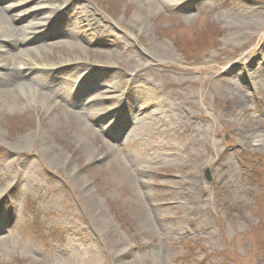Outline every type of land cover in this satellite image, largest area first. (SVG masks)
Wrapping results in <instances>:
<instances>
[{"label":"rangeland","instance_id":"rangeland-1","mask_svg":"<svg viewBox=\"0 0 264 264\" xmlns=\"http://www.w3.org/2000/svg\"><path fill=\"white\" fill-rule=\"evenodd\" d=\"M143 1L83 0L76 45L30 15L68 0H0L34 63L86 64L61 74L69 102L0 95V264H264V0ZM96 97L86 138L73 102ZM174 103L188 149L169 146Z\"/></svg>","mask_w":264,"mask_h":264},{"label":"bare ground","instance_id":"bare-ground-1","mask_svg":"<svg viewBox=\"0 0 264 264\" xmlns=\"http://www.w3.org/2000/svg\"><path fill=\"white\" fill-rule=\"evenodd\" d=\"M68 1L69 3L66 8L60 14V8V10L58 9L57 11L55 8L47 7L37 8L34 12H30V15L34 14L35 17H38L39 13L49 9L51 11L49 25L54 28L59 35L66 38L64 41L77 45L80 42L76 39V36L81 31V24L84 23L83 18L85 17L87 21V14L85 13L86 4L83 0ZM143 2H150L154 5L157 0H144ZM6 19V15L0 14V52L7 54L4 60L0 61V95L7 94L9 95L7 98L9 102H16L21 98L25 99V97L31 93L32 96L42 97L43 101L50 104L51 107L56 106V103L62 102L58 97H63L69 102L73 94L71 93V90L66 88L63 89L61 87V81L63 80L61 74L63 72L68 74L73 68H78V66L85 67V62H71L60 69L46 67L42 63L40 65L34 63V60L36 62H43L45 59L41 54L32 58L29 50L36 46L33 45L34 43L26 45L31 41L32 36L29 34L27 36L23 27L13 26ZM87 26L90 28L84 33L92 35L89 22ZM35 37L36 36H34V38ZM87 41L88 45H84L83 48L87 52H90L92 51L90 47L91 39H88ZM43 43L44 41H40L39 45ZM160 50L171 52L172 49L165 43L159 48V51ZM24 53H26L27 56H24ZM96 67L98 69L105 68L104 65L99 64ZM237 78H241V76H238ZM87 80L85 82H87ZM16 86H20V88L22 87V90L15 88ZM17 89L18 91H16ZM72 90L74 92H80L77 91L75 87L72 88ZM148 90L151 95H163L155 85L152 87L149 86ZM17 93H19V95H17ZM99 96H101V92L99 93ZM99 100L102 101L100 97ZM99 100L98 97H96L90 102H87V100L73 102V105L77 109L74 110L75 113L73 115H75L79 122V132L86 138L90 137L91 127L85 121H87V118H93L96 116L95 111L91 107L93 103H97ZM143 105L144 104L137 109L138 126L136 131L139 130L138 133H140L141 136L147 137L153 134L155 124L152 118H146ZM171 109L173 110L171 112V119L173 120L171 129L173 133L171 136H173L174 139L173 142H169V146L178 150L182 148L188 149L191 143H188L186 138H188V134L193 124L189 122V115L182 110L183 108L180 105L174 103V105H171ZM30 139H32L30 136L26 137L20 145L21 148L27 147ZM261 144L264 145V139H262ZM53 162L54 163L52 164L58 165L60 157L58 156L57 160H54Z\"/></svg>","mask_w":264,"mask_h":264},{"label":"water","instance_id":"water-1","mask_svg":"<svg viewBox=\"0 0 264 264\" xmlns=\"http://www.w3.org/2000/svg\"><path fill=\"white\" fill-rule=\"evenodd\" d=\"M206 178L208 181H212L213 180V177L211 175V169L210 168H207L206 169Z\"/></svg>","mask_w":264,"mask_h":264}]
</instances>
